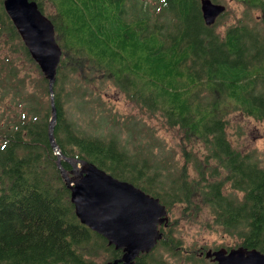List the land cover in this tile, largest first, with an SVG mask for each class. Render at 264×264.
I'll return each instance as SVG.
<instances>
[{"label": "trees", "instance_id": "1", "mask_svg": "<svg viewBox=\"0 0 264 264\" xmlns=\"http://www.w3.org/2000/svg\"><path fill=\"white\" fill-rule=\"evenodd\" d=\"M29 1L52 23L61 49L53 86L59 151L50 139L49 81L41 72L31 89L9 50L0 64V108L9 94L16 104L0 120V264H95L100 255L107 256V264L122 258L123 251L78 219L58 168L60 154L65 171H75L74 162L95 164L167 208L156 247L136 264H170L166 256L212 264L206 249L198 258L186 254L180 221L171 220L179 206L185 207L186 221L208 208L214 224L238 242L235 248L264 253V168L234 148L223 112L230 101L236 111L264 120V35L238 25L221 36L215 26L226 12L208 27L200 0H158L159 9L145 0ZM238 1L264 15V0ZM4 36L5 44L21 41L27 59L38 65L0 0V40ZM85 82L99 95L109 82L128 102L180 130L190 146L202 147L203 158H188L179 169L162 154L153 157V149L146 156L140 146L131 154L114 136L81 132L67 107ZM194 150L183 152L188 157Z\"/></svg>", "mask_w": 264, "mask_h": 264}, {"label": "rangeland", "instance_id": "2", "mask_svg": "<svg viewBox=\"0 0 264 264\" xmlns=\"http://www.w3.org/2000/svg\"><path fill=\"white\" fill-rule=\"evenodd\" d=\"M145 1L151 8L159 9L158 0ZM216 2L227 8L226 14L215 26L218 34L223 36L230 27L247 25L250 29L264 35V15L260 9L238 0H216ZM46 4L49 6L47 1ZM51 11L52 8H48L46 15L50 16ZM8 39L7 36H4L0 40V64L6 59L9 50L14 49L13 60L19 69L20 77H27L31 82V89H35L33 81L41 80V69L27 59L25 52L22 51L21 41L5 44ZM106 85L107 88L101 89L102 93L99 95L97 87L93 88L85 82L82 84L83 87L78 98H75L67 107L69 118L81 132L107 140L114 136L131 154H137L140 146L146 150V156L148 151L153 149L156 153L153 157L161 159L160 154H162L169 164L175 165L179 169L188 158L190 161L195 157L203 158V148L190 146V143L184 141V135L180 130L165 127L159 115H148L128 102L115 89L108 88L109 82ZM257 89L258 92H261L263 85L257 84ZM83 93L85 94L83 95ZM97 97L99 98L97 99ZM13 100L14 95L9 94L4 102L6 113L2 107L0 108V120H2V115L5 116V119L9 117L10 106L16 104ZM226 102L228 104L223 107V112L229 122L227 128L229 140L236 150L242 154L251 155L260 167L264 168V120L247 117L241 111L234 109L235 104L230 101ZM17 111L19 112V109ZM184 148L188 150L195 148V150L187 157L183 152ZM226 193L230 194L232 191L227 188ZM183 213H185V207L179 206L171 214V220L180 221L179 236L184 241L186 254H194L198 258L200 254L198 252L201 249L209 251L215 248L236 247L238 242L226 236L222 229L214 224L212 212L208 208L201 209L198 212V217L191 221L183 220ZM166 259L170 264H209L208 262L189 263L167 256ZM94 261L95 264H106L108 258L105 255H100L94 257Z\"/></svg>", "mask_w": 264, "mask_h": 264}, {"label": "water", "instance_id": "3", "mask_svg": "<svg viewBox=\"0 0 264 264\" xmlns=\"http://www.w3.org/2000/svg\"><path fill=\"white\" fill-rule=\"evenodd\" d=\"M206 26L212 27L227 8L212 0H200ZM5 9L25 40L35 62L49 81L53 119L50 126L52 145L56 144L54 129L56 111L53 86L61 61V49L55 30L35 2L5 0ZM58 168L71 190V200L81 223L104 237L110 246L123 251L122 258L107 264H136L141 254H149L158 243L159 226L165 223L167 208L134 185L122 182L99 169L95 164L74 162L75 171ZM205 258L212 264H264V253L256 249L238 247L228 250H209Z\"/></svg>", "mask_w": 264, "mask_h": 264}, {"label": "bare ground", "instance_id": "4", "mask_svg": "<svg viewBox=\"0 0 264 264\" xmlns=\"http://www.w3.org/2000/svg\"><path fill=\"white\" fill-rule=\"evenodd\" d=\"M142 255V254H141Z\"/></svg>", "mask_w": 264, "mask_h": 264}]
</instances>
